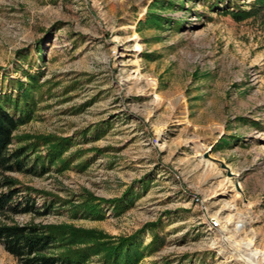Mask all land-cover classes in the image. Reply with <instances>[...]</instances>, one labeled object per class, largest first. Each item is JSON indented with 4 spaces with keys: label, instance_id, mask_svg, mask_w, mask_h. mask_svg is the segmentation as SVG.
I'll list each match as a JSON object with an SVG mask.
<instances>
[{
    "label": "rangeland",
    "instance_id": "rangeland-1",
    "mask_svg": "<svg viewBox=\"0 0 264 264\" xmlns=\"http://www.w3.org/2000/svg\"><path fill=\"white\" fill-rule=\"evenodd\" d=\"M218 1L0 0V93L16 95L15 81L40 73L31 119L16 134L70 138L63 157L75 154L63 171L12 174L55 202L18 224L127 236L159 222L137 237L165 238L143 264H243L213 246L229 236L264 252V6ZM225 5L252 15L235 21ZM150 9L161 27L144 23ZM128 190L121 215L105 203L102 220L68 210L89 194ZM0 264H18L1 244Z\"/></svg>",
    "mask_w": 264,
    "mask_h": 264
},
{
    "label": "trees",
    "instance_id": "trees-1",
    "mask_svg": "<svg viewBox=\"0 0 264 264\" xmlns=\"http://www.w3.org/2000/svg\"><path fill=\"white\" fill-rule=\"evenodd\" d=\"M218 2H208L209 7H217ZM259 3L264 6V0ZM175 5L168 1V9ZM229 9L225 5L224 12L235 21L252 15L250 10L232 12ZM162 17L150 9L144 23L161 27L165 21ZM19 57L26 59V56ZM39 77L37 72L27 75L26 84L12 82L16 95L0 93V244L18 264H143L146 258L163 249L165 238L154 232L150 241L143 244L137 237L146 230L158 228L159 222L146 224L131 235L111 236L73 224L20 225L15 221L21 215L44 216L53 211L55 202L54 198H48L49 194L22 185L12 174L42 176L51 168L63 171L75 155L63 157L72 146L70 138L16 134L31 119L35 107L33 91L39 87ZM128 195L130 190L120 198L105 200L89 194L77 204H71L68 210L73 218L102 220L105 217L100 208L102 203L112 205L115 215H121L132 205L126 201ZM37 196L43 197L40 207L36 204ZM148 264L160 262L153 260Z\"/></svg>",
    "mask_w": 264,
    "mask_h": 264
},
{
    "label": "bare ground",
    "instance_id": "bare-ground-1",
    "mask_svg": "<svg viewBox=\"0 0 264 264\" xmlns=\"http://www.w3.org/2000/svg\"><path fill=\"white\" fill-rule=\"evenodd\" d=\"M208 168L212 171L214 167L212 165H208ZM240 228H243L245 224L240 222ZM225 230V229H224ZM241 229H238L240 231ZM226 231V230H225ZM224 232V231H223ZM230 244L228 243L227 239H230ZM222 243L213 244V246H220L218 252L220 254L226 253L229 258L232 259H239L238 262L243 264H264V252L259 251L253 246L252 240H245L239 241L236 240V237L229 236V237H222ZM226 241V242H225ZM223 242L228 243L227 245L231 247V250L226 249L225 244ZM214 243V242H213Z\"/></svg>",
    "mask_w": 264,
    "mask_h": 264
},
{
    "label": "built area",
    "instance_id": "built-area-1",
    "mask_svg": "<svg viewBox=\"0 0 264 264\" xmlns=\"http://www.w3.org/2000/svg\"><path fill=\"white\" fill-rule=\"evenodd\" d=\"M219 227V223L216 221L215 218H210L208 220V228L209 230H216Z\"/></svg>",
    "mask_w": 264,
    "mask_h": 264
},
{
    "label": "water",
    "instance_id": "water-1",
    "mask_svg": "<svg viewBox=\"0 0 264 264\" xmlns=\"http://www.w3.org/2000/svg\"><path fill=\"white\" fill-rule=\"evenodd\" d=\"M229 175H230V173H229ZM238 189V188H237ZM239 190V189H238Z\"/></svg>",
    "mask_w": 264,
    "mask_h": 264
}]
</instances>
